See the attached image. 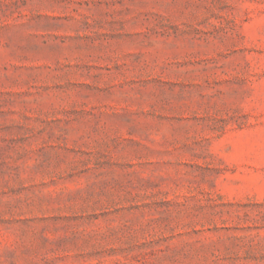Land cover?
<instances>
[{
    "label": "rangeland",
    "instance_id": "obj_1",
    "mask_svg": "<svg viewBox=\"0 0 264 264\" xmlns=\"http://www.w3.org/2000/svg\"><path fill=\"white\" fill-rule=\"evenodd\" d=\"M0 264H264V0H0Z\"/></svg>",
    "mask_w": 264,
    "mask_h": 264
}]
</instances>
